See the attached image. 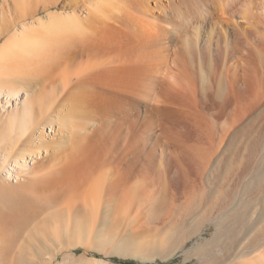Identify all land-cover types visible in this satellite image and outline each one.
<instances>
[{
	"label": "bare ground",
	"instance_id": "obj_1",
	"mask_svg": "<svg viewBox=\"0 0 264 264\" xmlns=\"http://www.w3.org/2000/svg\"><path fill=\"white\" fill-rule=\"evenodd\" d=\"M39 1L0 0L1 263L54 239L41 264H109L81 233L61 243L60 215L134 235L180 190H200L203 220L227 210L238 198L228 176L214 193L216 165L235 137L242 193L255 151L240 134L264 127V0H64L48 19ZM50 219L48 237L37 228Z\"/></svg>",
	"mask_w": 264,
	"mask_h": 264
},
{
	"label": "rangeland",
	"instance_id": "obj_2",
	"mask_svg": "<svg viewBox=\"0 0 264 264\" xmlns=\"http://www.w3.org/2000/svg\"><path fill=\"white\" fill-rule=\"evenodd\" d=\"M63 2L64 0H40L36 6V16L48 19L47 15L49 12H60L63 10ZM149 4L153 6V2H149ZM2 41L3 39L0 40V42ZM263 128L262 126H245L243 128V130L246 129L245 132L242 130L244 135L242 136V133L240 134L241 138L243 137L242 143L244 146L249 145L252 146V148L254 147L250 155L255 151V153L251 155L254 159L249 156V153L246 155L247 151L243 154L242 163H244V165L242 164V168L246 169L242 175L241 187L239 186L241 189H236L238 190V194L240 190L242 193L236 195L235 192L236 196L234 193H230L231 189L234 188L235 182L232 179L234 176L232 175L233 172L231 168L229 167L230 169H228L227 167L230 166L232 162V143L235 142V137L230 140L228 148L224 152L225 154H222L223 161L216 165L215 169H217L218 172L221 171V173H218V180L214 183L215 190L217 188L214 193L218 194L220 191L230 188L226 190L227 193L225 192L227 198H229L228 201L238 198L236 201H233V204L228 206V209L226 207L227 210H224L223 213L221 212L222 214L218 215V217L214 216L218 219L212 216H210L208 220L200 218L199 212L201 210L198 212V209H200L198 202L200 201L199 189H195L189 199L183 198L180 190V198L176 199L177 202L174 201L172 203L171 199L168 197L164 205L162 204L160 210L154 215L155 218L151 217L150 219H146L145 222L147 223L144 224L145 228L140 230L137 229L138 231L134 233V235L131 229L127 228L122 230L124 224L122 225L121 222L118 224L116 223L114 228L109 227L104 231V228L101 229L100 227H96L95 232L89 233L88 225L85 222L72 220V222L69 221L68 225L64 215L55 217L59 219L60 242L65 245L72 241L76 242V239L71 240V237H76L78 233H81L83 240L88 245V250H86L87 257L104 259L109 264H121L119 262L120 260L132 262L134 264H241L251 258V260L260 258L262 260L261 264H264ZM248 140L249 144L247 143ZM246 160L250 161L247 162ZM245 163H247V165L252 163L250 167L248 165L250 171H247L248 169ZM226 168L231 172L229 171L227 173L224 171ZM220 174H222L221 177ZM223 176L230 177L226 180V184L228 185L227 188L226 185L225 187L223 186L226 181L221 183ZM228 179H230V182ZM253 180H255V182ZM221 187H224V189ZM218 189L222 190L218 191ZM177 191L178 189L174 190L175 193H177ZM252 191H255L253 192L254 194ZM229 194H231V196ZM210 198L211 201H213L214 196ZM142 212V210L136 212L133 214L132 218L138 214L140 215ZM247 218L250 220L248 221ZM198 220L201 221L198 222ZM162 222L164 223L162 224ZM251 222L253 225L249 227L248 225L252 224ZM55 225L56 223L54 220L52 221V219H50L48 224L43 227L39 226L37 231H43L49 237L48 231L52 232ZM170 226L171 232H169ZM167 229L168 231H166ZM167 232H169V234ZM119 238L122 239L120 240L121 242ZM30 242L31 243L28 244L29 246H25L24 252H20L21 254L13 251L8 253V255L6 254V260L4 259L5 261H2L3 263L0 261V264H32L33 262L29 261L32 257L34 260L33 264H38L36 263L37 261L41 264L43 260L45 261V258L43 259L45 252L52 253L59 247V243L54 239L47 241L41 239H39V241H34V239H30ZM108 242L109 244H107ZM63 247L65 248L66 246ZM84 251L85 248L83 246L77 245L75 252L78 257ZM57 259H62V254H58Z\"/></svg>",
	"mask_w": 264,
	"mask_h": 264
},
{
	"label": "trees",
	"instance_id": "obj_3",
	"mask_svg": "<svg viewBox=\"0 0 264 264\" xmlns=\"http://www.w3.org/2000/svg\"><path fill=\"white\" fill-rule=\"evenodd\" d=\"M121 264H134V263H132V262H128V261H119Z\"/></svg>",
	"mask_w": 264,
	"mask_h": 264
}]
</instances>
